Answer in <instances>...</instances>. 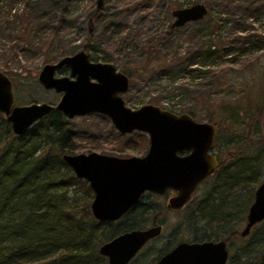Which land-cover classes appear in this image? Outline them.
<instances>
[{
	"label": "rangeland",
	"instance_id": "obj_1",
	"mask_svg": "<svg viewBox=\"0 0 264 264\" xmlns=\"http://www.w3.org/2000/svg\"><path fill=\"white\" fill-rule=\"evenodd\" d=\"M198 4L208 9L203 20L183 28H172L174 10ZM77 5L76 29L63 36L60 42V51L65 55L61 57L59 50L52 51V61L48 64H56L65 57L83 52L88 45L93 52H86L92 62L113 64L121 73L131 75L129 91L123 96L128 108L138 110L154 105L176 115L195 113L196 117H192L198 123L218 124L226 133L230 132L228 126L239 135L250 131L251 140L245 142L247 146L252 147V141L264 140V0H78ZM95 12L94 20H88V13ZM210 47L220 53V59L208 62L210 67L189 76L183 60ZM152 48L158 52L157 56L152 54ZM162 62L165 66L157 68ZM48 64L38 62L34 66H25L22 63L7 75L13 82L16 106L47 104L55 107L59 104L63 94L46 90L39 82V74ZM3 66L0 62L2 73ZM197 69L200 66L188 70ZM57 77H70V71L64 68L58 71ZM180 86L188 91L168 94ZM210 101L211 105H208ZM66 120V134L70 137L69 143L76 148L75 155L98 153L131 158L144 157L148 153L147 134L136 132L123 137L103 116L95 114ZM221 136L222 141L215 146L213 153L225 161L226 155L234 150L226 147L224 136L228 135ZM257 147L264 146H256L253 150L257 151ZM214 185L215 178L208 179L193 195L189 206L179 212L166 209L171 195L165 198L146 195L141 201L143 204L164 206L154 222L148 221L141 228L162 224L164 231L130 264H155L165 252L185 241L229 242L232 258L253 241V233L246 239L240 236L246 221L235 226L238 237L227 240L233 231L230 228L224 230L209 218L203 205L200 207L202 201L213 195ZM245 194L249 191L241 188L235 192L236 197H245ZM67 197L68 204L73 206L85 199L86 194L75 185L68 190ZM217 200L222 202L214 199ZM130 220L128 217L113 223L114 231L127 227ZM261 229L264 231V227ZM255 252L259 253V249ZM252 259L254 263L258 261V258Z\"/></svg>",
	"mask_w": 264,
	"mask_h": 264
},
{
	"label": "trees",
	"instance_id": "obj_2",
	"mask_svg": "<svg viewBox=\"0 0 264 264\" xmlns=\"http://www.w3.org/2000/svg\"><path fill=\"white\" fill-rule=\"evenodd\" d=\"M259 1L262 0H256ZM77 4L78 0H0V62L4 64V73L9 75L22 63L25 66L50 63L52 51L61 50L62 37L76 29ZM88 14V20L97 16L96 12ZM91 49L88 45L84 48L92 53ZM152 50L157 56L158 52ZM61 53L63 57L65 54ZM219 54L210 47L203 53L186 57L183 66L191 76L210 67L208 62L220 59ZM164 66L162 62L157 68ZM195 66L200 69L188 70ZM178 91L186 93L188 89L175 87L168 94ZM194 114L190 115L196 117ZM66 121L61 113L52 112L25 137H18L0 114V264H108L99 254L106 240L109 242L126 232L143 229L148 221L154 222L163 212L161 205L140 202L122 218L121 221L130 217L127 227L114 231L115 224L97 222L90 209L93 194L88 183L77 179L62 161L63 155L76 152L66 134ZM216 128V145L222 141V134L228 135L224 136L226 147L233 148L234 152L228 153L225 161L220 160L221 167L213 176V195L202 201L200 207L203 205L206 212L208 210L207 215L213 222L224 230L233 231L227 237L232 241L239 235L235 226L247 219L258 189L256 185L259 187L264 181V147L253 150L264 146V140L252 141L251 147L245 143L251 140L250 131L239 135L230 126L227 127L229 133L223 132L218 124ZM75 185L83 189L86 198L71 206L67 193ZM238 188L248 190L249 194L236 197ZM216 198L222 202H215ZM261 227L264 222L253 228V241L244 245L228 264L260 261L264 254ZM257 248L259 253L255 252ZM251 256L258 261L254 263Z\"/></svg>",
	"mask_w": 264,
	"mask_h": 264
},
{
	"label": "water",
	"instance_id": "obj_3",
	"mask_svg": "<svg viewBox=\"0 0 264 264\" xmlns=\"http://www.w3.org/2000/svg\"><path fill=\"white\" fill-rule=\"evenodd\" d=\"M207 14L203 4L174 10L172 28L200 22ZM64 68L70 71V77H57ZM39 82L46 90L63 94L57 106H16L13 82L0 72V114L15 136L25 137L38 122L59 112L68 120L100 115L123 137L136 132L149 137L144 157L119 158L98 153L62 156L75 177L88 183L93 193L91 213L101 224L122 220L147 193L164 196L175 192L177 196L169 201L167 210L180 211L221 167L213 154L215 125L198 123L190 114L176 115L154 105L138 110L128 108L123 96L129 91L130 78L113 64L92 62L86 51L45 65ZM262 222L264 181L255 192L241 238L249 237ZM161 235L162 226L126 232L103 244L99 254L108 264H130L150 241ZM228 260L226 241L181 243L155 264H227ZM257 264H264V254Z\"/></svg>",
	"mask_w": 264,
	"mask_h": 264
},
{
	"label": "flooded vegetation",
	"instance_id": "obj_4",
	"mask_svg": "<svg viewBox=\"0 0 264 264\" xmlns=\"http://www.w3.org/2000/svg\"><path fill=\"white\" fill-rule=\"evenodd\" d=\"M177 10H178V9H177ZM67 70H68V69H67ZM186 154H188V152H187V153H184V154H182V155L184 156V155H186ZM213 154H214V153H213ZM218 160H219V159H218ZM219 162H220V160H219ZM220 163H221V162H220ZM216 173H217V172H216ZM216 173H215V174H216ZM215 174H214V175H215ZM214 175H213V176H214ZM213 176H211V177H213ZM211 177H209L208 179H210ZM208 179H207V180H208ZM207 180H206L203 184H205V183L207 182ZM203 184H202V185H203ZM202 185H201V186H202ZM201 186H200V187H201ZM200 187H199V189H200ZM148 194H149V193L145 194L144 197H145L146 195H148ZM152 195H153V194H152ZM169 195H171V197H170V198L168 199V201H167L166 209H167V206H168V204H169V201H170L172 198L176 197L177 194H176L175 192H173V191H169V192H168L166 195H164V196H156V195H155L156 198H157V197H158V198H165V197H168ZM155 196H154V197H155ZM144 197H143V198H144ZM143 198H142V199H143ZM192 199H193V198H192ZM191 201H192V200H191ZM191 201H190V203H191ZM190 203H189V204H190ZM189 204H188L187 206H189ZM162 206H164V205L162 204L161 207H162ZM187 206H186V207H187ZM186 207H185V208H186ZM185 208H183V209L180 210V211H183ZM168 211H171V212H179V211H172V210H168ZM247 215H248V214H247ZM161 223H162V222H161ZM262 223H263V222H262ZM260 224H261V223H260ZM154 226H162V234H163V231H164V230H163V225H162V224H156V225H154ZM154 226H153V227H154ZM252 230H253V229H252ZM251 232H252V231H251ZM161 236H162V235H161ZM161 236H160V237H161ZM240 236H241V233H240ZM249 236H250V235H249ZM247 238H248V237H247ZM242 239H243V238H242ZM245 239H246V238H245ZM155 240H156V239H155ZM152 241H154V240H152ZM150 242H151V241H150ZM150 242H149V243H150ZM149 243H148V244H149ZM181 243H204V242H196V241L186 242V241H185V242H181ZM181 243H178L175 247H177V246H178L179 244H181ZM230 244H231V243H230ZM227 245H228V249H229V244L227 243ZM175 247H174V248H175ZM174 248H173V249H174ZM173 249H171V250L165 252V254H163V255L157 260V262H158L163 256H165L166 254H168L169 252H171ZM229 260H230V251H229ZM229 260H228V263H229ZM228 263H227V264H228Z\"/></svg>",
	"mask_w": 264,
	"mask_h": 264
},
{
	"label": "bare ground",
	"instance_id": "obj_5",
	"mask_svg": "<svg viewBox=\"0 0 264 264\" xmlns=\"http://www.w3.org/2000/svg\"><path fill=\"white\" fill-rule=\"evenodd\" d=\"M121 221V220H120Z\"/></svg>",
	"mask_w": 264,
	"mask_h": 264
}]
</instances>
